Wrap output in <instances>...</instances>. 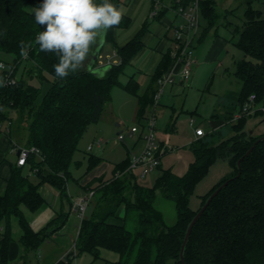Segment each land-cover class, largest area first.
Listing matches in <instances>:
<instances>
[{"label": "trees", "instance_id": "obj_1", "mask_svg": "<svg viewBox=\"0 0 264 264\" xmlns=\"http://www.w3.org/2000/svg\"><path fill=\"white\" fill-rule=\"evenodd\" d=\"M190 1L184 0V3ZM41 2L0 0V54L8 61L13 60L14 76L18 75L15 83L5 84L3 72L0 71V80H3L0 86V122L11 121L8 133L11 139L24 129L27 138L25 145L39 149V152L29 155L25 165L12 167L7 187L0 194V227L4 225L0 264H10L13 215L18 216L24 231L20 240L25 255L38 249L44 240L65 224L73 208L68 182L73 178L71 167L75 163V153L89 125L100 120L105 103L112 98L114 87L121 86L136 95L142 112L148 105H153L158 78L169 68L172 60L170 51H167L152 76L154 85L151 96L140 95V83L133 76L123 83L122 74L143 47L142 38L147 25L125 45L119 46L115 41V32L128 28L132 20L121 10L123 0H110L122 12V20L105 34L101 51L105 43H112L121 62L110 65L102 74H97L93 68L82 67L76 74L61 80L56 77L53 68L58 63L54 53L40 51L39 46L33 44L27 58L20 54V42L32 43L41 28L35 23L28 7L38 6ZM95 2L100 3L101 0ZM216 2H200L201 16L206 22L204 31L214 27L219 17ZM166 10L162 9L158 17ZM262 13L252 1H248L243 24L235 30L239 34L235 44L251 57L242 58L236 64L235 75L242 80L237 100L239 105L247 101L251 94L256 95L257 104L264 105ZM96 45L90 54L95 51ZM24 61H27L25 64L32 61L28 70L31 77L37 76L41 80L47 74L52 77L49 88L42 96L39 87L19 75ZM10 112L16 114L14 120ZM263 113L258 110L254 114L243 115L231 124L233 134L218 143L211 141L207 134L194 139L190 143L194 159L183 175L172 168H162L154 186L141 184L131 170L122 176L104 180L103 185L94 191L91 212L81 220L75 247L58 264H73L75 258L84 252L91 253L95 260L101 259L102 247L120 254L117 262L105 260V264H165L169 259L183 264L180 252L190 222L208 197L225 181L228 184L213 198L194 225L184 250V262L264 264V133L254 135L246 130L248 119ZM254 144L253 150L246 154ZM220 158L228 159L232 173L217 182L202 196L200 207L193 209L190 200L197 184ZM100 162V157L91 155L87 170H92ZM129 164L130 158H127L117 163L114 169L123 170ZM26 170H30L34 176L31 177ZM45 183L60 190L69 210L62 213L64 218L60 222L57 223L60 217L57 216L45 228L35 232L21 205L37 211L45 202L40 191ZM158 190L175 202L177 219L173 224H167L162 212L154 205ZM121 206L125 207L123 223L111 222L110 219L117 216ZM53 224L56 226L50 230Z\"/></svg>", "mask_w": 264, "mask_h": 264}, {"label": "rangeland", "instance_id": "obj_2", "mask_svg": "<svg viewBox=\"0 0 264 264\" xmlns=\"http://www.w3.org/2000/svg\"><path fill=\"white\" fill-rule=\"evenodd\" d=\"M216 1V10L219 14V17L215 20V26H217L207 30L205 38L200 44L201 56H199V62L201 67L196 80L185 82L179 76H176L173 83H168L165 86L164 93L160 97L156 110H154V105H148L142 112L140 111L139 98L136 95L131 94L121 86H115L111 100L105 103L100 121L90 124L80 140V150L76 152V159L83 158V149L90 144H93L94 147L89 152L102 156L108 164H115L120 160L127 159V148L130 152L129 156L139 153L144 147L143 130L150 126L155 117L156 140L161 145L162 150H164V155L161 160L162 165L161 167H156L154 170H150L146 176L141 175L142 170L140 168H136L133 171L141 184L154 186L162 168H172L179 175L187 172L190 163L194 159V155L190 150V143L197 138L195 134L197 127L203 128L209 139L215 143L233 134L230 126L238 120L235 118V115L239 105L237 99L242 88V80L235 75L236 64L242 58L251 59L250 56L246 55L235 44L239 36L235 30L243 24L244 12L248 1H252L255 7L260 8L263 12L262 16L264 17V0ZM132 3L130 4L126 1L121 5V10L126 12ZM31 8V6L28 7L29 10ZM143 10L138 8L137 12L141 15L143 14ZM157 25V22L151 23V30H154ZM201 26L203 29L206 27V22L203 18ZM136 28L137 22L133 21L130 28L125 32L129 36ZM122 30L119 29L118 31L121 32ZM216 30L217 35H215ZM216 37L223 38L225 41L221 42L219 40V43L218 41L216 42L218 44H214ZM218 45H221L223 48L221 53L216 55V47ZM195 46H198L197 43H195ZM112 47L111 43H105L102 54L111 52ZM26 62L24 61L21 65L19 75L24 76L26 81L39 87L42 96L49 88L52 77L48 74L42 80L37 76L31 77L29 74L30 71L28 70L32 66V61L25 64ZM83 67H86V63H84ZM132 72L133 67L128 66L122 74L121 80L126 82L128 75ZM142 78L143 76H139V80ZM141 92L140 94H142ZM172 107L176 108L177 116L171 119L173 114H170ZM162 110L164 111L162 112ZM226 111L227 113L223 114ZM10 114L14 120L16 114L14 112H10ZM215 114H222L219 117L217 115V117L219 120L224 121L218 127H213L212 125V121L215 120ZM173 122L175 125L172 126ZM6 123L8 124V121L3 122V124ZM133 126L138 127L139 131L132 133L131 129ZM246 130L249 133L252 131L254 135L264 133V113L250 117L246 125ZM119 133L124 135L123 140L119 138ZM101 139L102 141L100 142ZM12 140L13 143L27 146L25 145L27 141L26 131L22 129ZM100 143L101 147H97ZM8 158L14 161L16 155L10 152L8 153ZM114 168V165L109 166L106 174L110 176L111 172H113L112 177H115L118 173H120L119 176H122L126 173L125 169L128 167L117 171ZM71 170L75 178L78 174L85 173L87 171V159H83V163L79 168L74 163ZM232 171L233 168L229 164L228 159H218L211 167L210 172L197 184L191 196V207L198 209L201 205L202 196L209 192L222 178L231 174ZM104 180H106V177H99L96 181H93V183L85 187L86 192L90 190L95 191L103 185L102 182ZM74 185V178H71L69 180V187H71L72 191ZM154 205L162 212L167 224H173L176 221L177 209L175 202L165 197L160 190L157 191ZM92 264H105V260L98 259ZM165 264L177 263L174 259H169Z\"/></svg>", "mask_w": 264, "mask_h": 264}, {"label": "crops", "instance_id": "obj_3", "mask_svg": "<svg viewBox=\"0 0 264 264\" xmlns=\"http://www.w3.org/2000/svg\"><path fill=\"white\" fill-rule=\"evenodd\" d=\"M126 1H128L130 4L133 2L132 5L129 7V9L125 12V14L129 16L132 20L130 26L132 25V22L134 21V22H137V28L129 36L125 31L129 29L130 26L126 29H123L121 32H119L118 31L119 29H117L115 32V41L119 46H123L129 40H131L136 35V33L142 29V27L145 24L147 25V30L142 38L143 47L132 58L130 64L128 65L129 67H133V72L128 75V80L131 76H133L140 83L139 93L142 91L141 93L144 96L146 95L151 96L152 87H153L152 85H154L152 81V76L155 73L158 67V64L160 63L163 55L167 51H170L172 60L170 62L169 68L166 71H164L163 74L166 73L174 63V58H173L172 53L175 49V43H174V28L172 24L178 23L180 22V20L182 21V19L176 15L174 9L172 8V5L174 4L173 0H162L164 4H167L169 6L163 7V9H167V10L161 17H158V15L156 17H150L149 14L152 8L151 0H123V3H125ZM138 8L140 10L144 9L143 14L140 15L137 12ZM153 22H157L158 25L155 26L154 30H151V23ZM201 25H202V16H201ZM200 31H201L200 35L196 39L197 41L196 43L198 45L196 47L197 48V60L194 65L193 75L191 78V80H194V81L196 80V77L198 76V73L200 71V67H201L200 62H199V56H201V51H200L201 45L200 44L203 42L205 38V33L207 32V30L204 31L203 27L201 26ZM215 35H217V30L215 31ZM219 40H221V42L225 41V39L223 38L216 37V39L214 40V44L217 41L219 43ZM221 42L220 44L223 45V43ZM99 45H102V44L100 43L97 44L95 46L96 47L95 51ZM216 48H217L216 55H218V53H221L223 47L221 45H218ZM95 51L93 50V53L89 54V56L87 57L85 61L87 68H93L94 70H96V69L105 67L107 58L112 59L116 63L121 62V57L117 53L115 46H113L112 55H111L112 51L107 52L106 54L103 55L102 54L103 50H102L96 63L93 66H90L91 59ZM180 68H181V65L178 64L177 69L180 70ZM139 76H143V78L139 80ZM177 76H179V74H177ZM126 82H123V83H126ZM224 105L226 106V104ZM150 106L152 105L150 104ZM163 111L164 110H162V112ZM171 113H173L171 116V119L177 116L176 115L177 110L175 107L171 108L170 114ZM226 113L227 111L223 114H226ZM217 115L219 117V115H222V114H215L214 116L215 119H218ZM101 141L102 139L100 140V142ZM13 144H14L13 140L11 139V137L6 131L0 132V194L3 193L7 187L8 179L10 178L12 174V167L14 165H18L17 163L18 152L13 151ZM93 147H94L93 144L92 145L90 144L88 147H84L85 150L83 149V152H84L83 158L76 159V153H75L74 160H75V165L77 168H79V166L83 163V159L84 160L87 159V167H88V159L91 155L100 157L102 161L92 170L90 171L87 170L85 173H82L81 175L78 174L76 178H75V175H73L74 184H75L73 191L71 190V187H69V182H68V190H69V194L72 200H74L77 196L84 194L87 191L85 187L93 183V181H96L99 177H106V179L112 178L113 172H111L110 176L106 174L108 167L111 165L115 166L117 163L121 162L120 160L116 162L115 164H111V163L108 164L106 159L103 158L102 156H99L98 154H95L93 152H89L90 150L93 149ZM97 147H101V143L97 145ZM78 150H80V147ZM10 152L16 155V159L14 161L8 158V153ZM126 153L128 154L127 158H130L131 155L129 156L130 152L128 148H127ZM26 171H29V174L31 177L34 176L30 170H26ZM40 191L45 199V202L37 211L35 212L31 211L26 205L24 204L21 205V208L23 212L25 213V216L29 222V225L35 232H38L41 229L45 228L49 224V222L57 216H60L59 221H57V223L60 222L62 218H64L62 213L66 212V210H69L67 202L61 197L60 190L57 187L51 185L50 183H45L41 185ZM91 204L89 205V208H88L89 213L92 210ZM124 216H125V207L121 206L117 212V216L114 218H111L110 221L113 223L122 224ZM56 224H53L52 226H50L49 227L50 230L53 229L54 226H56ZM80 224H81V219L78 217V215L75 213V211L72 208V210L69 212V214L66 217L65 224L60 229H58L56 232L52 233V236L50 238L44 240L38 249L28 252L25 255L24 254L25 248L20 240L24 231L20 224L18 216L13 215L11 217L12 241L9 246L10 264H58V262L62 258H64L66 253L72 249L75 243V240L78 236ZM3 236H4V225L0 227V241L2 240ZM101 257H102L101 259L103 260L117 262L120 258V254L114 250H110V249L102 247ZM94 261H95L94 256L91 253L84 252L82 255L75 258V260L73 261V264H92Z\"/></svg>", "mask_w": 264, "mask_h": 264}, {"label": "built area", "instance_id": "obj_4", "mask_svg": "<svg viewBox=\"0 0 264 264\" xmlns=\"http://www.w3.org/2000/svg\"><path fill=\"white\" fill-rule=\"evenodd\" d=\"M152 8L150 11V17H156L163 7L169 5L164 4L162 0H151ZM202 0H191L189 3H184V0H173L172 8L174 9L176 15L182 19L178 23H173L174 28V43L175 49L172 53L174 58V63L170 69L164 73L157 81V90L154 94V110L159 104L161 95L163 94L164 88L168 83H173L177 74H179L182 81L189 82L193 75V68L197 60V48L195 46L196 39L199 36L201 30V8L200 2ZM42 31L39 29L37 34ZM29 55H27L28 57ZM25 57V58H27ZM116 62L110 58H107L106 65H113ZM0 64L4 65V68H0L3 72L5 84L15 83L17 75L14 76L15 65L13 60L8 61L3 58L0 54ZM180 64V70L177 69V65ZM264 111V105H259L256 103V95L251 94L249 99L243 104L238 105L235 118L239 119L243 115L254 114L256 111ZM11 121L8 124H3L0 122V132L6 131L10 132ZM156 118L152 120V123L148 128L143 131L144 147L139 153L132 154L130 156V164L126 171H134L136 168H140L141 175L146 176L150 170H154L156 167L161 165L162 156L164 155V150H162L161 145L156 140ZM139 128L133 126L131 129L132 133L138 132ZM197 137L206 135L203 128L197 127L195 130ZM119 138L124 139V135L119 133ZM90 148V147H89ZM13 151L18 152V165L22 166L27 163L29 155L33 152H39L36 146H24L17 143L13 144ZM125 171V172H126ZM118 173L117 176H119ZM94 196V190H90L80 196H77L73 200V210L82 220L92 202ZM75 247V243L72 249Z\"/></svg>", "mask_w": 264, "mask_h": 264}, {"label": "clouds", "instance_id": "obj_5", "mask_svg": "<svg viewBox=\"0 0 264 264\" xmlns=\"http://www.w3.org/2000/svg\"><path fill=\"white\" fill-rule=\"evenodd\" d=\"M30 11L42 31L32 43L20 42V54L27 57L33 44L54 53L58 63L53 68L61 80L80 71L93 46L102 44L105 34L122 20V12L110 0H42Z\"/></svg>", "mask_w": 264, "mask_h": 264}, {"label": "water", "instance_id": "obj_6", "mask_svg": "<svg viewBox=\"0 0 264 264\" xmlns=\"http://www.w3.org/2000/svg\"><path fill=\"white\" fill-rule=\"evenodd\" d=\"M101 46L102 45H99L91 59V63H90V66H93L96 61L98 60L99 58V55H100V51H101ZM109 67V65H106L105 67H102V68H99V69H96L95 72L97 74H102L104 72V70H106L107 68ZM224 121L223 120H219V119H215L212 121V125L213 127H218L219 125L223 124ZM252 133V131L250 132ZM256 144H254L248 151L246 154H249L254 146ZM240 163H241V160L238 161V164L240 166ZM228 184V181H225L223 184H221L209 197L208 199L206 200L205 204L201 207V209L197 212V214L194 216V218L192 219V221L190 222L188 228H187V231H186V234H185V238H184V241H183V244H182V247H181V252H180V256H181V260L183 262V264H185L184 262V250H185V247H186V244L189 240V237L191 235V232H192V229L194 227V225L196 224V222L199 220V218L201 217V215L204 213V211L207 209L208 205L210 204V202L213 200V198L219 193V191L225 187L226 185Z\"/></svg>", "mask_w": 264, "mask_h": 264}]
</instances>
